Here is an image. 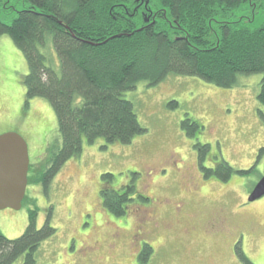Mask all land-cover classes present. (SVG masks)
<instances>
[{"label":"rangeland","instance_id":"374dc122","mask_svg":"<svg viewBox=\"0 0 264 264\" xmlns=\"http://www.w3.org/2000/svg\"><path fill=\"white\" fill-rule=\"evenodd\" d=\"M28 72L23 51L8 34L0 35V134H22L38 171L59 142L58 120L47 100L27 99ZM262 77L242 75L229 89L197 77L169 76L157 87L142 82L125 97L148 131L128 145L84 140L80 155L67 161L48 191L29 179L22 208L0 210V230L18 237L30 209L38 208L42 226L53 208L57 232L42 243L37 264H132L144 242L154 248L151 264H244L236 252L239 241L252 263L264 264V196L248 201L254 182L264 175V108L257 100ZM172 101L178 102L175 109L168 106ZM185 114L204 125L196 138L180 125ZM197 142L210 144L208 156L218 155L214 162L222 158L235 170L254 168L234 172L227 182L206 179L193 146ZM105 172L116 175L113 187L133 181L139 190L149 188L151 197L164 198L163 207L154 204L129 218L110 214L101 201ZM153 203L151 198L145 206ZM189 213L204 220L196 231L179 227Z\"/></svg>","mask_w":264,"mask_h":264},{"label":"trees","instance_id":"16d2710c","mask_svg":"<svg viewBox=\"0 0 264 264\" xmlns=\"http://www.w3.org/2000/svg\"><path fill=\"white\" fill-rule=\"evenodd\" d=\"M4 34L27 60V99L47 100L57 116L59 142L43 169L30 164L29 170L33 185L45 191L67 161L80 155L84 140L128 145L148 131L125 97L142 82L157 87L169 76L197 77L229 89L242 75L262 74L257 100L264 108V0H0ZM168 106L175 109L178 102ZM180 125L190 139L204 128L188 114ZM193 146L206 179L227 182L234 172L254 168L235 170L222 158L214 162L218 155L208 156L210 144ZM102 177L104 209L125 218L128 195L107 188L114 173ZM38 216L36 206L29 210L18 237L0 230V264H37L42 243L57 232L53 208L42 226ZM240 243L241 261L254 264ZM141 246L132 264H151L154 248L150 242Z\"/></svg>","mask_w":264,"mask_h":264},{"label":"water","instance_id":"95a60500","mask_svg":"<svg viewBox=\"0 0 264 264\" xmlns=\"http://www.w3.org/2000/svg\"><path fill=\"white\" fill-rule=\"evenodd\" d=\"M29 144L17 131L0 134V210H20L26 198L29 170ZM264 196V175L250 191L248 201L255 202Z\"/></svg>","mask_w":264,"mask_h":264},{"label":"flooded vegetation","instance_id":"af4514ba","mask_svg":"<svg viewBox=\"0 0 264 264\" xmlns=\"http://www.w3.org/2000/svg\"><path fill=\"white\" fill-rule=\"evenodd\" d=\"M29 152H30V147H29ZM30 160H31V155H30ZM202 173V172H201ZM30 174V173H29ZM204 175V174H203ZM108 189H112L113 191H115L116 193H118L119 195H128L127 197V201L129 202L128 205L126 206V209H127V212H128V215H126V217H136V212L137 211H140L142 209H146L148 210L149 208L155 206L154 204H157L158 208H162V201L160 200H164V198H158L157 196L154 197V194L153 197H151L149 194L150 193V189L145 187L142 189V190H139L135 185H133V181L131 183H128V184H123L121 185L120 187L116 188V187H113L112 186V182H108ZM191 186H189V190H190ZM125 189V190H124ZM102 187H101V190L100 192L102 191ZM184 190H188V188L184 187ZM148 195V196H147ZM249 197V196H248ZM151 198L152 200L154 201V203L151 205V206H148L146 207L145 205L151 201ZM101 201H102V207L104 209V206H103V198L101 196ZM136 202V203H135ZM252 203V202H251ZM145 210V211H146ZM153 212L152 215H156V213H154V211H151ZM125 217V218H126ZM187 217V220L182 222L181 225L179 227L181 228H191V229H194L193 231H196L198 225L202 224L204 222L203 219H197L196 215L195 214H192V213H189L186 215ZM210 227H213L214 229H218L217 227V224L216 223H212ZM211 228V230L213 229ZM233 232H235V230L237 229L236 226L233 225ZM214 231V230H213ZM212 231V232H213ZM193 233V232H192ZM138 234V233H137ZM210 235H213V234H210ZM147 240H151L149 238H147ZM240 242V241H239Z\"/></svg>","mask_w":264,"mask_h":264}]
</instances>
